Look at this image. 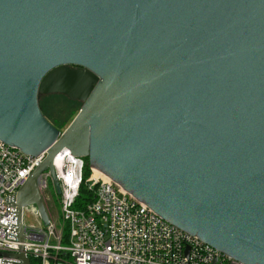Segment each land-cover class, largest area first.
I'll use <instances>...</instances> for the list:
<instances>
[{
  "label": "water",
  "instance_id": "95a60500",
  "mask_svg": "<svg viewBox=\"0 0 264 264\" xmlns=\"http://www.w3.org/2000/svg\"><path fill=\"white\" fill-rule=\"evenodd\" d=\"M45 84L44 90L42 85ZM42 95L82 103L61 132ZM0 140L47 156L13 203L50 217L38 187L63 150L166 222L264 264V0H0ZM12 264H31L23 246Z\"/></svg>",
  "mask_w": 264,
  "mask_h": 264
},
{
  "label": "built area",
  "instance_id": "2783aa9c",
  "mask_svg": "<svg viewBox=\"0 0 264 264\" xmlns=\"http://www.w3.org/2000/svg\"><path fill=\"white\" fill-rule=\"evenodd\" d=\"M46 156V152L28 156L0 140V264L19 262L2 255L20 254L21 246L40 264H243L166 222L108 177H96L94 169L90 168L91 175L84 181V159L68 150L54 160L61 212L69 228L68 245L61 243L63 229L58 230L50 216L45 227L35 207L30 209L37 224L30 227L24 222L28 208L23 209L24 242L19 243L13 203ZM83 184L94 199L75 210ZM51 186L49 173L37 181L43 198Z\"/></svg>",
  "mask_w": 264,
  "mask_h": 264
},
{
  "label": "trees",
  "instance_id": "16d2710c",
  "mask_svg": "<svg viewBox=\"0 0 264 264\" xmlns=\"http://www.w3.org/2000/svg\"><path fill=\"white\" fill-rule=\"evenodd\" d=\"M58 97H60L61 99H64L66 102L73 105L72 106V107H74V109H72L73 112L67 111L65 114H62V115H50L49 112L45 109V107L43 105V99L48 98L51 100V99H55ZM53 102H54V100H53ZM39 104H40V108H41L44 116L48 119V121H50L53 124V126L55 128H57L61 132L64 131L63 129H65L67 126H69L72 123V121L75 119V117L79 113V111L81 109L80 107H82V103L77 102V101H71L62 95H50V96L42 95L40 98ZM76 107H79V109ZM84 162H85V167H84V171H83V175H84L83 178L85 181L90 177L91 169H90V166L88 164V159H84ZM93 199H94L93 193L88 191L86 189L85 185L83 184L80 187L79 195H78L77 199L75 200L74 209L75 210L84 209L88 203L93 201ZM68 236H69V228H68V225L66 224L63 226V232H62L61 243L63 245H68V242H69ZM31 264H40V261L32 258Z\"/></svg>",
  "mask_w": 264,
  "mask_h": 264
},
{
  "label": "rangeland",
  "instance_id": "374dc122",
  "mask_svg": "<svg viewBox=\"0 0 264 264\" xmlns=\"http://www.w3.org/2000/svg\"><path fill=\"white\" fill-rule=\"evenodd\" d=\"M44 88H45V84L42 85V90H44ZM43 105L50 115H62V114H65L67 111L73 112L72 109H74V107H72L73 105L69 104L68 102H66L64 99H61L60 97L51 99V100L48 98L46 99L44 98ZM76 108L79 109V107H76ZM58 197L59 196L56 194L53 187L51 186L50 194L48 195V197H44L43 199H44L46 208L48 210L49 216L52 218L53 223L55 224L58 230H61L63 229L62 227L65 225V223L63 220L62 212H61L60 198ZM30 208H28V211L25 212V216H24V222L27 227H30V225L32 224H35V225L37 224V219L31 213Z\"/></svg>",
  "mask_w": 264,
  "mask_h": 264
},
{
  "label": "bare ground",
  "instance_id": "6f19581e",
  "mask_svg": "<svg viewBox=\"0 0 264 264\" xmlns=\"http://www.w3.org/2000/svg\"><path fill=\"white\" fill-rule=\"evenodd\" d=\"M95 172V176L96 177H105V175L104 174H102L100 171H97V170H94Z\"/></svg>",
  "mask_w": 264,
  "mask_h": 264
}]
</instances>
